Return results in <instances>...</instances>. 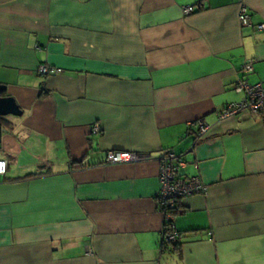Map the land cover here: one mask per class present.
I'll return each mask as SVG.
<instances>
[{
	"label": "crops",
	"instance_id": "0c3cea01",
	"mask_svg": "<svg viewBox=\"0 0 264 264\" xmlns=\"http://www.w3.org/2000/svg\"><path fill=\"white\" fill-rule=\"evenodd\" d=\"M259 24L264 0H0V96L21 110L0 133V264H264V112L218 118L245 63L264 85ZM167 149L207 186L178 202L175 251L156 203Z\"/></svg>",
	"mask_w": 264,
	"mask_h": 264
},
{
	"label": "built area",
	"instance_id": "2783aa9c",
	"mask_svg": "<svg viewBox=\"0 0 264 264\" xmlns=\"http://www.w3.org/2000/svg\"><path fill=\"white\" fill-rule=\"evenodd\" d=\"M194 12L192 6L183 7L184 14ZM239 20L242 25H248L251 22L249 12L246 7H241L239 11ZM257 29H264V24L256 26ZM253 70L250 62L245 63L242 68V76L234 83V90L241 93V101L227 104L219 113V119L232 117L241 111H247L252 115L264 112V85L261 82L250 84L245 75ZM62 70L46 64H40L37 68L39 75H54L61 73ZM191 127L196 128L197 137L204 136L209 126L203 120H197L190 123ZM93 133H99L97 124L91 128ZM149 158L147 153L108 151L106 154V163L124 164L137 163ZM158 162V182L159 190L157 193V209L163 217V227L161 230V239L164 243L171 245L178 239V232L174 226V218L178 212V202L180 199L197 194H204L207 186L198 175L186 176L181 171L186 167L187 161L181 154L175 153L171 149L165 150L157 158ZM8 159L0 158V178L4 177L7 171Z\"/></svg>",
	"mask_w": 264,
	"mask_h": 264
},
{
	"label": "water",
	"instance_id": "95a60500",
	"mask_svg": "<svg viewBox=\"0 0 264 264\" xmlns=\"http://www.w3.org/2000/svg\"><path fill=\"white\" fill-rule=\"evenodd\" d=\"M4 86L0 85V93L3 92ZM20 116L21 110L16 104L15 100L12 97L9 96H0V119L3 120L7 116ZM4 129L2 128V125L0 124V133Z\"/></svg>",
	"mask_w": 264,
	"mask_h": 264
},
{
	"label": "trees",
	"instance_id": "16d2710c",
	"mask_svg": "<svg viewBox=\"0 0 264 264\" xmlns=\"http://www.w3.org/2000/svg\"><path fill=\"white\" fill-rule=\"evenodd\" d=\"M202 120V119H200ZM3 121L0 119V124L2 125ZM191 127V126H190ZM83 160H77V161H72L71 162V167H74L76 164H82ZM31 176V175H29ZM178 239L175 240L174 242L171 243V245H168L167 243H164L162 239H160V248L161 251L167 250V249H172V250H178L179 249V243Z\"/></svg>",
	"mask_w": 264,
	"mask_h": 264
}]
</instances>
